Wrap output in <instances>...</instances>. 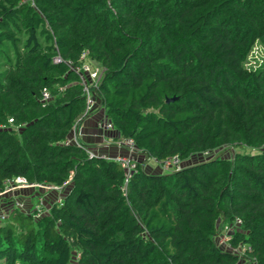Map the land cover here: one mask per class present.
Segmentation results:
<instances>
[{
  "label": "trees",
  "instance_id": "obj_1",
  "mask_svg": "<svg viewBox=\"0 0 264 264\" xmlns=\"http://www.w3.org/2000/svg\"><path fill=\"white\" fill-rule=\"evenodd\" d=\"M255 47L264 50V0H0V192L16 177L69 182L63 203L54 192L36 220L13 207L18 198L4 202L0 262L237 264L213 235L219 220L240 219L232 243L264 264V54L251 59ZM84 53L104 69L89 118L111 121L115 145L133 139L145 158L128 180L115 160L66 144L87 118L86 98L79 75L53 59L79 65ZM226 147L255 152L144 170L150 159Z\"/></svg>",
  "mask_w": 264,
  "mask_h": 264
},
{
  "label": "built area",
  "instance_id": "obj_2",
  "mask_svg": "<svg viewBox=\"0 0 264 264\" xmlns=\"http://www.w3.org/2000/svg\"><path fill=\"white\" fill-rule=\"evenodd\" d=\"M260 47H255L252 52H255V50ZM264 50H260L261 54ZM259 55V56H260ZM53 62L55 64H67L72 71L77 73L80 77V83L83 87V93L84 97L86 98V110L84 112V116L88 119L92 113L95 112L97 109V93L96 90L99 86V82L102 79L103 71L104 69H101L99 66H96L92 63V61L88 58L87 53H84L80 60L79 65H75L73 61L71 60H65L62 58V56L57 55ZM52 100V96L48 90H44L41 95V101L42 102H49ZM86 119L79 120L74 125V130L76 129L77 125L81 122L83 123ZM12 122V120H10ZM98 127H100L103 131H115L114 125L111 121L103 119L99 122ZM75 143L76 145L83 146L79 144V134L76 136L75 140L69 139L66 144ZM118 146L121 148H124L127 150V154L124 155H118L113 160H115L119 165L124 169L125 174L127 176V180L132 177V175L137 171L138 165L141 161V158L143 156L139 155V150L134 142L133 139H123L118 142ZM90 157H98L97 154L94 152L87 150ZM211 153H205L204 155H207L209 157H212L210 155ZM153 163L156 164V166L161 170L162 173H169V172H176L183 168V161L178 157H172L170 159H164V160H158V159H152ZM145 169V166H144ZM69 182H65L62 187L58 186H52L47 184H34L29 183L27 179L24 177H16L13 180H9L6 182V187L3 192H0V198L9 194L13 190H38V194L36 195V201L35 205H33V208L35 212H33V216L37 217L38 219L43 216L45 213H48L53 203L62 204L63 198L66 193V186ZM45 191H51L52 193L56 192L57 197L54 198L53 203H51V199L49 202V197L46 196V194L43 192ZM50 203L47 205V203ZM14 208L26 210L30 215H32L31 211H28L26 207L23 205L21 201H15L13 204ZM7 218V212L6 209H2L0 211V220H4ZM220 223V224H219ZM219 224V225H218ZM242 220L235 219L232 221H224L219 220V222L216 225V232L213 235V241L216 245V247L221 252H231L232 254L239 256V258H243L245 255L246 247L248 246V249L251 250V247L249 245H246L245 243L239 242L237 245H234L232 242L234 241L236 235L238 233H241L242 231ZM238 254V255H237ZM253 264H256V262H253Z\"/></svg>",
  "mask_w": 264,
  "mask_h": 264
},
{
  "label": "rangeland",
  "instance_id": "obj_3",
  "mask_svg": "<svg viewBox=\"0 0 264 264\" xmlns=\"http://www.w3.org/2000/svg\"><path fill=\"white\" fill-rule=\"evenodd\" d=\"M261 49L257 48L255 50V52H252L251 53V56L250 58L251 59H254V61L256 60L257 63H260V57H261V52H260ZM263 50V49H262ZM264 54V51L263 53ZM260 55V56H259ZM89 120V119H88ZM97 122V121H96ZM95 125L93 124V128L94 129H97V130H101L103 131L100 127H98V125L96 127H94ZM82 130H83V125L82 123L80 122L76 129L74 130V128H72V131H71V136L70 138L75 140L76 136L79 134V144L87 147L88 150L94 152L95 154L98 155V157L102 156V157H107V158H110V159H113L115 158L116 156L118 155H124V154H127V150L124 149V148H121L119 146H116L114 141H110L108 140L106 142V140L104 141V143L102 142V144L105 145L102 146L101 145V141L102 139H99L101 140L99 143H94V146H90L86 140V136H85V133H82ZM105 132V131H103ZM106 134L109 135V132H107ZM105 135V133H104ZM115 135V133L112 131V134H110L109 136L111 137ZM75 144V143H74ZM97 149H99V153L97 152ZM102 148V150L100 149ZM221 151V154L223 156V158H231V157H235L237 154H240V153H254L255 151L251 150L250 148L248 147H229V148H224L223 150H219V151H216V152H211V156H216L217 154H219V152ZM105 153V154H104ZM139 155H141V153L139 152ZM142 156V155H141ZM209 156L207 155H204V154H198V155H195V156H192L189 160L187 161H183V167L184 166H192L194 164H197L199 162H202V161H206L208 159ZM145 158H141V161L140 163L143 162ZM146 171L150 172V173H162L161 170L156 166V164L153 163L152 159H150L146 164H145V169ZM160 171V172H159ZM167 173V172H165ZM170 173V172H169ZM67 190V189H66ZM65 190V191H66ZM43 192L46 194V196L49 197V202H50V199H52V195L54 193H52V190L51 191H45L43 190ZM38 194V190H20V191H17V190H13L11 191L9 194L3 196L0 198V209H5L7 208L5 205L4 207L2 206L4 204L5 201H7V199L9 197H15V198H18L17 201H21L23 203V205L26 207V209L28 211H31L32 213V216H33V212H35L34 208H33V205H35V201H36V195ZM53 200V199H52ZM33 218L36 220L38 219L37 217H34ZM222 221V220H221ZM220 224V223H219ZM218 224V225H219ZM251 247V246H250ZM252 251V248L251 250L248 249V246L246 247V251H245V255L243 258H240V260L237 262V264H253V262H256L255 259L249 254L250 252ZM231 255H234L232 254L231 252H227ZM238 255V254H237ZM77 259V254H73V262H75ZM0 264H3V262L1 261Z\"/></svg>",
  "mask_w": 264,
  "mask_h": 264
},
{
  "label": "crops",
  "instance_id": "obj_4",
  "mask_svg": "<svg viewBox=\"0 0 264 264\" xmlns=\"http://www.w3.org/2000/svg\"><path fill=\"white\" fill-rule=\"evenodd\" d=\"M88 119H86L82 123V125H83L82 133H85L86 140H87L88 143H90L89 144L90 146H94V143L95 144L99 143L101 141L99 139H102L101 145L105 147V145L102 144V142L104 143L105 140L107 142L108 140L112 141V140L115 139V135L114 136L111 135V137L109 136L110 134H112V131H107V132H109V135H108V134H106L107 132H103L101 130L99 131V130L93 128V124L95 125L94 127L97 126V122H96L95 117H91V118H88ZM113 132H115V131H113ZM104 133H105V135H104ZM100 149L102 150V148H100ZM96 150L99 153V151H98L99 149L96 148Z\"/></svg>",
  "mask_w": 264,
  "mask_h": 264
},
{
  "label": "water",
  "instance_id": "obj_5",
  "mask_svg": "<svg viewBox=\"0 0 264 264\" xmlns=\"http://www.w3.org/2000/svg\"><path fill=\"white\" fill-rule=\"evenodd\" d=\"M175 100H177V98H171V99H168L167 102L169 103V102H173Z\"/></svg>",
  "mask_w": 264,
  "mask_h": 264
}]
</instances>
